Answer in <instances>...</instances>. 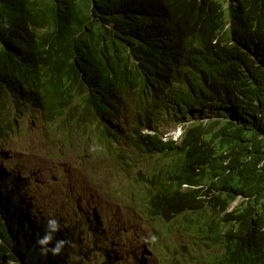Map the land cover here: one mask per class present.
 Masks as SVG:
<instances>
[{
    "label": "trees",
    "instance_id": "16d2710c",
    "mask_svg": "<svg viewBox=\"0 0 264 264\" xmlns=\"http://www.w3.org/2000/svg\"><path fill=\"white\" fill-rule=\"evenodd\" d=\"M227 1L239 12L225 31L221 0H0V97L30 90L48 140L66 145L68 125L108 180L127 173L126 190L105 187L116 204L141 183L146 220L209 213L221 252L207 264H264V0ZM188 117L197 126L164 142L158 127ZM23 187L0 180V264H85L82 225L39 224Z\"/></svg>",
    "mask_w": 264,
    "mask_h": 264
},
{
    "label": "rangeland",
    "instance_id": "374dc122",
    "mask_svg": "<svg viewBox=\"0 0 264 264\" xmlns=\"http://www.w3.org/2000/svg\"><path fill=\"white\" fill-rule=\"evenodd\" d=\"M120 122L124 127L129 123L126 119ZM197 122L193 117L178 122L173 120L159 126L158 132L168 137L173 129H177L179 136L181 129L183 135ZM47 131L44 124L18 131L8 138L0 159L12 172H18L19 175L14 177L18 183L25 181L23 204L33 209L39 224L55 220L61 232L70 226L80 228L82 225L83 245H77L82 256L77 258H83L85 264L100 263L107 258L113 264H207L209 258H215L214 255L221 252L218 247L210 252L205 239L209 213L145 221L131 196L117 194L121 197L120 205L112 199L111 194L117 193L116 189L124 191L129 187L127 173L112 169V178L108 180L95 163L89 146L71 145L70 140L74 143L81 140L68 125L64 126V135L60 136L61 139L69 136L66 145L59 140H48ZM103 166L107 164L103 163ZM0 168L5 175L10 174L2 163ZM9 184L10 189L12 184ZM105 187L113 191L109 192L110 198L105 197ZM135 189L137 191V187ZM133 201L135 206L130 204ZM239 203H234L228 212ZM217 210L221 213L214 219L225 214L223 207L218 206ZM84 223L100 231L94 233Z\"/></svg>",
    "mask_w": 264,
    "mask_h": 264
},
{
    "label": "clouds",
    "instance_id": "9594fccd",
    "mask_svg": "<svg viewBox=\"0 0 264 264\" xmlns=\"http://www.w3.org/2000/svg\"><path fill=\"white\" fill-rule=\"evenodd\" d=\"M222 1V8H223V14L224 16L228 19V22L225 23V31L229 30L232 26V22L230 20V17L235 16L239 11H238V7H237V3L232 2L231 3L227 0H221ZM260 5H264V3H260ZM17 94L16 95H11L9 93L3 95L0 97V102L2 103V105H4L5 107L3 108V112L4 115L2 117H0V157H2L1 154H4V150L7 148L8 145V138L12 137L13 134H16L18 131H24L26 129H28L29 127H34L36 125H41L44 124V122H40L34 114V110L32 109L30 103L28 101H25V95H28L30 98L31 95V91L30 90H17L16 91ZM198 123H196L197 126ZM45 126H47L46 124H44ZM175 126V125H174ZM195 126V127H196ZM192 126L189 127V130ZM177 128V127H174ZM181 129H179L180 132ZM177 131V129H173V131H171L168 134V137H164V135H160L163 138L164 142H174L176 144H179L180 141L182 140L183 135L188 131L186 130L183 135L180 132L179 136H177V133L175 134V132ZM145 133H150V131H145ZM159 133V132H158ZM176 135V136H175ZM217 156V155H215ZM227 154L225 153L224 157H226ZM151 158L155 159L156 155H152ZM223 161H225V164L229 163V160H225L223 159ZM0 163H2L3 165H5L6 167H8L9 169V175H5V171L3 169L0 168V180H2L3 184H7V187L10 185L9 183H11L12 185L10 186V188L12 186H14L16 183H18V180H16L14 177L18 176V172L14 173L15 170H13V172L11 171L10 167L7 165V163L3 162L2 159H0ZM141 167V166H140ZM136 170H138L136 168ZM21 173V171H20ZM11 179H13L15 182H11ZM19 184H23L24 186H26L25 181L23 182H19ZM138 187L140 188V191L137 192L135 194V200L137 202L138 205V211L140 212V216L142 217V219L145 218L144 213H146L145 211V207L144 203L142 202L141 196L144 195V185L140 183V185H138ZM188 186L187 185H183L180 190L183 192ZM9 189V187H8ZM176 192H174L175 195ZM216 194V193H215ZM141 195V196H140ZM173 195V198H174ZM237 201H239L240 203H242L241 199H236V201H234L232 203V205H234V203H236ZM25 202V200H24ZM213 200L210 199L209 203L206 204H212ZM240 203L233 209L235 210L238 206H240ZM232 205L227 209L226 212H228V210L232 207ZM143 206V207H141ZM221 206V205H220ZM99 208L102 209V206H97ZM222 207V206H221ZM104 208V207H103ZM31 209V208H30ZM33 210V209H32ZM233 210H231L230 212H232ZM189 214H193V213H186L183 211H179L178 210H172L171 212H168V214L164 215V212L162 214H155L154 217L152 218H160L162 221H164L165 219H175V218H179V217H187V215ZM194 214H198L199 213H194ZM145 221H147L146 219H144ZM89 223H91L89 221ZM94 225V224H92ZM234 224L229 223V225L227 227H230ZM84 226L89 229L92 232H96V231H100V230H96V228L94 227H87L86 224L84 223ZM49 227L51 228V230L54 232L57 230V222L55 220H50L49 221ZM51 235L46 234L43 239L40 240L41 244L47 243V241H49L51 239ZM63 244V241H58L57 242V247L55 249H53L54 251H58L59 250V246ZM108 260H110L109 258H107Z\"/></svg>",
    "mask_w": 264,
    "mask_h": 264
},
{
    "label": "bare ground",
    "instance_id": "6f19581e",
    "mask_svg": "<svg viewBox=\"0 0 264 264\" xmlns=\"http://www.w3.org/2000/svg\"><path fill=\"white\" fill-rule=\"evenodd\" d=\"M180 132H182V130H180ZM176 133H178V130L176 131Z\"/></svg>",
    "mask_w": 264,
    "mask_h": 264
}]
</instances>
